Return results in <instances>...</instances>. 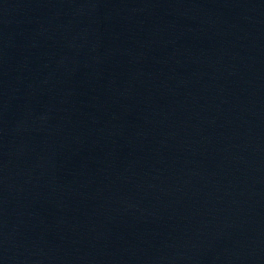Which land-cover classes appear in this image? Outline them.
I'll return each instance as SVG.
<instances>
[{
	"label": "water",
	"instance_id": "obj_1",
	"mask_svg": "<svg viewBox=\"0 0 264 264\" xmlns=\"http://www.w3.org/2000/svg\"><path fill=\"white\" fill-rule=\"evenodd\" d=\"M0 264H264V0H0Z\"/></svg>",
	"mask_w": 264,
	"mask_h": 264
}]
</instances>
